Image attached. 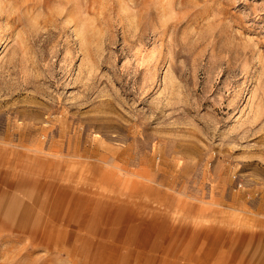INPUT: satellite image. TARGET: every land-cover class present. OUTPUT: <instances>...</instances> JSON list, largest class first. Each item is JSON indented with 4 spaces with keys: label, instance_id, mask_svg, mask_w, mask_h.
Here are the masks:
<instances>
[{
    "label": "rangeland",
    "instance_id": "374dc122",
    "mask_svg": "<svg viewBox=\"0 0 264 264\" xmlns=\"http://www.w3.org/2000/svg\"><path fill=\"white\" fill-rule=\"evenodd\" d=\"M0 264H264V0H0Z\"/></svg>",
    "mask_w": 264,
    "mask_h": 264
},
{
    "label": "bare ground",
    "instance_id": "6f19581e",
    "mask_svg": "<svg viewBox=\"0 0 264 264\" xmlns=\"http://www.w3.org/2000/svg\"><path fill=\"white\" fill-rule=\"evenodd\" d=\"M46 173H48V174H46V175H49V172H46ZM47 178H48V176H46Z\"/></svg>",
    "mask_w": 264,
    "mask_h": 264
}]
</instances>
